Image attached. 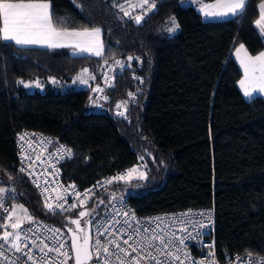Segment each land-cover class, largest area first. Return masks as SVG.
<instances>
[{
	"label": "trees",
	"instance_id": "16d2710c",
	"mask_svg": "<svg viewBox=\"0 0 264 264\" xmlns=\"http://www.w3.org/2000/svg\"><path fill=\"white\" fill-rule=\"evenodd\" d=\"M188 1L161 0L138 25L113 0H50L53 15L66 21L58 27L101 29L103 59L139 60L141 86L126 70L106 92L103 113L84 110L88 91L72 86L83 69L93 75L101 59L0 43V185L11 191L12 204L62 232L80 212L95 209L87 216L95 218L116 197L146 216L214 207L218 253L264 258V100L244 99L231 57L241 44L252 56L264 52L256 27L264 0H248L242 14L221 21H203L198 13L215 0L184 6ZM173 16L175 34L167 31ZM18 80L42 87L28 90ZM133 91L126 117L114 116ZM22 130L60 137L71 148L61 166L66 183L84 189L136 166L146 178L118 180L70 214H51L20 179L13 138Z\"/></svg>",
	"mask_w": 264,
	"mask_h": 264
},
{
	"label": "built area",
	"instance_id": "2783aa9c",
	"mask_svg": "<svg viewBox=\"0 0 264 264\" xmlns=\"http://www.w3.org/2000/svg\"><path fill=\"white\" fill-rule=\"evenodd\" d=\"M161 0H155V8L151 11H147V5L144 9L132 8L130 14L135 17L138 15L145 16L148 12H154ZM128 22L135 23L134 19H130L128 16H124ZM143 19L138 24H142ZM125 58H118L115 61H107L101 59L95 73V79H91L89 86L86 88L88 91L87 99L84 103L83 109L87 112L103 113L108 111L106 104L109 102V97L106 92L115 87L116 78L123 74L126 70H131V80L138 87L141 86V79L138 74L139 60L132 57L131 60ZM120 61L124 65L121 68L116 63ZM111 85V87H109ZM99 86L103 91H93V89ZM133 96L130 99H123L126 104L121 108L115 107L113 110L114 116L118 118H125L128 106L134 104L136 92H131ZM107 97V99H105ZM118 102V103H120ZM117 103V104H118ZM117 106V105H116ZM118 112H124L123 116L118 115ZM27 134V135H24ZM21 135H24L23 140L20 139ZM15 160L18 166L20 179L27 180L33 190L35 191L42 207L49 213L65 216L71 212L83 207L94 196L100 194L108 186L118 181L113 179L119 174L125 173L128 169L115 172L112 175L103 177L96 181L94 184L87 188H80L74 183H66L62 179L61 166L69 161L72 156L71 148L61 141L60 137H52L43 134L38 131L22 130L15 134L13 138ZM71 150L70 154L67 150ZM29 157V159H24ZM39 157V159H37ZM137 168L139 166H136ZM24 171L21 172L20 169ZM143 172L142 168H138ZM112 180L111 183H108ZM37 184L39 187H37ZM74 185L72 188L70 186ZM46 189V191H45ZM91 190V191H87ZM43 193V194H42ZM76 193H80L77 197ZM10 194H6L0 198V226L7 225V227H0V236H3L4 232H19L20 234V246L23 248L24 253L16 252L11 248L13 237L9 238V243L4 245V248L0 249V264H59L65 257L62 254H58L55 251L49 252L47 248L42 252L40 249L46 244L48 248L59 247L60 243L64 244V248L60 249V253L68 252L70 256H73L70 237L67 232H53L50 229H57L55 226L46 222L43 219H35V222H26L20 225L19 229H13L11 224L13 223V204L10 202ZM122 198V199H121ZM80 201H84L81 205ZM63 204V209L56 208V204ZM46 204H51L56 208L55 212H50L46 207ZM73 204L75 208L71 207ZM4 209H8L7 212ZM130 212L134 213V218L130 216H124L122 213ZM200 213L205 215L201 216ZM127 220L128 224L124 221ZM90 224V244L94 245L95 240L99 238L102 242L106 240H116L121 248L128 249L131 254L127 259L131 260L136 253L131 252L130 245H134V242H138L143 236L151 235V230L155 229L156 232L163 230L166 233V239L173 240V244L170 250L177 255H180L184 264H192L193 261H203V264H211L212 257L209 256L210 251H214L215 264H258L261 256L244 254V255H220L216 248L215 236H216V212L214 207L206 208H190L186 210H179L174 212L161 213L157 215H140L137 213L134 207H132L125 198L116 197L107 206L105 211L95 218L91 219ZM119 222V223H117ZM130 225V227H129ZM203 225V227H201ZM102 226V227H101ZM103 231L104 228H108L103 236H98L97 228ZM140 229L142 235H136L134 230ZM147 228L150 231L145 233L143 230ZM132 234L133 239L129 240V243L125 245L124 239H128L125 233ZM186 230V231H185ZM201 234L195 240L186 241L187 247L179 243L181 237L187 236L191 233L196 236V233ZM172 233H175L173 237ZM0 243H4L0 240ZM158 243V242H157ZM25 244L27 247H24ZM109 250L116 252L121 258H124V253H120L118 249H115L112 245H108ZM139 247V246H138ZM179 248L180 252L177 253L176 249ZM93 251V260L89 261V264H95V251ZM47 252V256L44 253ZM184 252L190 254V259H186L183 255ZM144 253L141 252V255ZM156 255V253H153ZM28 255H31L33 259L29 260ZM160 260L164 259V256L158 255ZM112 264H119L116 256L110 257ZM73 259H69L67 264H72ZM141 264H154L153 261L142 260ZM172 264V262H170ZM174 264H180V261H175Z\"/></svg>",
	"mask_w": 264,
	"mask_h": 264
},
{
	"label": "snow or ice",
	"instance_id": "6c2138e0",
	"mask_svg": "<svg viewBox=\"0 0 264 264\" xmlns=\"http://www.w3.org/2000/svg\"><path fill=\"white\" fill-rule=\"evenodd\" d=\"M247 2L248 0H219V3L216 5L218 9L217 11L208 12L204 11L203 8L201 11H204L205 17L220 18L227 17L229 15L237 16L243 13ZM125 3H128L131 8L139 7L141 9H144L147 5V11H151L156 6L155 0H139L136 4H132L130 0H125ZM114 6L119 7L124 13V16L134 19L137 24H139L143 19V16L141 15L135 17L131 16L130 12L124 9V4L116 3V0H114ZM259 10L260 19L256 21V25L260 29L261 35L264 36V2L259 5ZM169 22L171 27H168L167 31L169 33H174L179 28V24L174 16L169 18ZM62 23H66V21H63L61 18L53 15L50 0H0V43H10L21 48L41 46L56 49L74 46L81 53H90L96 56H101L103 54V44L100 40L101 29L99 27L69 31L67 28L57 26ZM241 50L245 51V55L241 59V66L244 68L245 79H242L239 83L244 91L245 97H252L257 91L264 92V52H260L257 56L253 57L247 54V51L244 49V45L241 44L237 49L238 57ZM128 59L131 60L132 57H129ZM116 63L120 65L121 68L124 67L120 61H116ZM257 72H259V76L256 75ZM87 73L88 69H83L82 75ZM90 78L95 79V76H91ZM77 79L84 84L88 82L86 79H83L82 76H78ZM52 82L56 83L55 80ZM17 83L19 85H23L25 88L42 87L41 82L38 80L27 83L24 80H18ZM109 87H111V85H109ZM93 91H103V89L97 86V88L93 89ZM129 96H133V94L129 93ZM105 99H107V97H105ZM125 104L126 102L122 101L118 103L116 107L119 109ZM117 114L123 116L124 112H118ZM24 135H21V140H23ZM67 151L70 154L71 150L69 149ZM24 159H29V157H24ZM37 159H39V157H37ZM141 159H143V157H141ZM20 171L23 172L24 169L21 168ZM136 173H139V175L134 176ZM136 178H146V174L139 171L137 167H132L125 173L119 174L113 179L122 180L127 183L128 181ZM111 182L112 180L108 181V183ZM37 187H39L38 184ZM70 187L74 188L75 186L72 185ZM5 191L6 190L4 188H0V194ZM76 196L79 197L80 193H76ZM83 203L84 201H80L81 205ZM101 203H103V201H101ZM20 207L25 215L23 218H18L16 222L11 224L13 229L20 228L22 219L35 222L33 218L28 215L27 209H23L22 205ZM46 207L50 212H55L56 208L63 209L64 206L61 203H57L56 208H54L51 204H46ZM71 207L75 208L76 205L73 204ZM4 211L7 212L8 209H4ZM95 211V209L91 210V212ZM91 212H80L79 216H88L91 215ZM122 215L126 217L131 215L134 218V213L124 212ZM200 215L203 216L205 214L200 213ZM71 223L77 226L78 232L84 233L83 237L75 233L72 235L71 249L74 253V257L70 256L68 252L60 253V249L64 248L63 243H60L59 247L53 248H48V245L45 244L40 249L43 252L44 249L47 248L49 252L55 251L58 254H62L65 259L60 261L59 264H67L69 259H74L75 264H89V261L93 260L92 249L95 251V264H112L110 259L112 256H116L119 264H141L142 260L153 261L154 264H170V262L174 264L175 261H180V264H184L180 255L174 254L170 250L174 241L166 239V233L163 230L156 232L155 229H152L151 235L143 236L140 241L134 242V245H130L129 247L131 248V252L136 253V255L129 260L127 257L131 254L128 252V249L121 248L120 244L116 240H106L102 242L99 238H97L95 240V244L92 245L90 244L89 235L85 233V229L81 227L80 219H74ZM86 223L91 224L92 221L89 220ZM124 223L128 224V221L125 220ZM0 227H7V225H2ZM201 227H203V225H201ZM50 231L55 233L59 232V229H50ZM69 231L72 232L73 230L69 228ZM108 231V228H104L103 231L100 230V227L97 228L98 236H103ZM143 231L148 233L150 230L145 228ZM134 232L136 235H142L140 229L138 228L135 229ZM124 234L128 236V239L123 240V243L127 245L129 240L133 239V236L132 234L127 233L126 230ZM200 234V232H197L196 236H193L189 233L187 236L181 237L179 239V243L187 247L186 241L195 240ZM172 235L175 237V233H172ZM10 237H13L11 248L15 249L16 252L27 255V253H24L23 248L20 246L19 232L13 233L5 231L3 236H0V240L4 242L0 243V249L4 248L5 244L9 243ZM81 239H83V243L80 242ZM108 245H112L115 249H118L120 253H124V258H121L116 252L110 251ZM24 247H27V245L25 244ZM176 251L179 253L180 249L177 248ZM141 252L144 254L141 255ZM153 253H156V255ZM44 255L47 256V252H45ZM158 255L164 256V259H158ZM183 255L186 259H190L189 253L184 252ZM214 255V251H210L209 256L212 257L211 264H215ZM28 259L31 260L33 257L28 255ZM192 264H203V261H193ZM258 264H264V259H261Z\"/></svg>",
	"mask_w": 264,
	"mask_h": 264
},
{
	"label": "crops",
	"instance_id": "0c3cea01",
	"mask_svg": "<svg viewBox=\"0 0 264 264\" xmlns=\"http://www.w3.org/2000/svg\"><path fill=\"white\" fill-rule=\"evenodd\" d=\"M113 3H114V0H113ZM116 3H121V4H124V3H122V1H120V0H116ZM219 3V0H215V1H213V2H211V3H208V4H204V5H202V6H200L199 8H198V13L200 14V16H201V18H202V20L203 21H221V20H228V19H230V18H233V17H235V16H231V15H229V16H227V17H220V18H215V17H205V15H204V11H208V12H212V11H217L218 9H217V7H216V5ZM206 6H208V7H206ZM118 8V7H117ZM204 9V11H201V9ZM124 9L126 10V11H128V9H129V6L127 7H125V4H124ZM120 10V9H119ZM121 11V10H120ZM259 17H260V13H259ZM69 31H72V30H83V29H85V28H67ZM88 29V28H87ZM100 40L102 41V44H103V54L101 55V56H96V55H94V54H90V53H81V52H79L74 46H72V47H65V48H56V49H66L68 52H69V55L71 56V57H80V56H88V57H93V58H98V59H102L103 57H104V55H105V45H104V42H103V36H102V31H101V36H100ZM17 47H19V46H17ZM21 48V47H20ZM23 48H37V49H48V50H54V49H52V48H47V47H41V46H30V47H23ZM239 48V47H238ZM235 52V51H234ZM233 52V53H234ZM233 53H232V55H231V57L233 58ZM233 60L236 62V60L233 58ZM237 63V62H236ZM237 65H238V63H237ZM238 67H240L239 65H238ZM240 69V68H239ZM82 73H83V71L82 72H80L74 79H73V83L74 82H76L78 79H77V77L78 76H82V78L83 79H86L88 82H87V84H89V82H90V80H91V78H88V77H91L92 75H90L89 73H87V74H83L82 75ZM243 76V75H242ZM242 78V77H241ZM80 81V80H79ZM72 83V84H73ZM83 88H85V87H83ZM239 89V88H238ZM239 91H240V93L242 94V96L244 97V99H246V100H250V99H252V98H254V97H261L263 100H264V92L263 93H257V92H255L254 94H253V96L252 97H245V95H244V93L239 89Z\"/></svg>",
	"mask_w": 264,
	"mask_h": 264
},
{
	"label": "rangeland",
	"instance_id": "374dc122",
	"mask_svg": "<svg viewBox=\"0 0 264 264\" xmlns=\"http://www.w3.org/2000/svg\"><path fill=\"white\" fill-rule=\"evenodd\" d=\"M120 1H122V3H124L125 4V7L127 6H129V4L128 3H125V0H120ZM130 2L132 3V4H136V3H138L139 2V0H130ZM196 2V0H189L186 4H184V6H187V5H192V3H195ZM114 4V3H113ZM138 9H141V8H139V7H137ZM118 9H120L119 7H118ZM131 10H132V8L131 7H129V9H128V11L129 12H131ZM123 13V12H122ZM259 13H260V10H259ZM123 15H124V13H123ZM260 19V17L258 18V20ZM256 27H257V25H256ZM257 30H258V32H259V35H260V37L262 38V39H264V36H262L261 35V33H260V29L257 27ZM177 31V30H176ZM176 31L174 32V33H171V34H175L176 33ZM238 49V48H237ZM237 49L235 50V52L233 53V58L236 60V62L238 63V65L240 66L239 68H240V71H241V74L243 75L242 76V78L240 79V81L242 80V79H245V74H244V68L241 66V59L244 57V55H245V51L244 50H241L240 51V53H239V57H238V54H237ZM245 49V48H244ZM246 50V49H245ZM247 54L248 55H250L248 52H247ZM252 56V55H251ZM257 56V55H256ZM253 57H255V56H253ZM256 75L257 76H259V72H257L256 73ZM88 78H90V77H88ZM37 81V80H36ZM239 81V82H240ZM237 83V87L244 93V91H243V89L241 88V86H240V83ZM23 86V85H22ZM72 86H74V87H76V88H83V87H85V88H87L88 86H89V84H84V83H81L79 80H77L76 82H74L73 83V85ZM24 87V86H23ZM28 90H34V89H36V87H32V88H27ZM257 93H263V92H258L257 91ZM138 168H142V167H138ZM139 175V173H136V174H134V176H138ZM137 179V178H136ZM133 180V179H132ZM0 188H4L6 191L4 192V193H2V194H0V198H2V197H4L6 194H8L9 193V191L7 190V188L6 187H4V186H1L0 185ZM24 209V208H23ZM24 212H23V210L21 209V207H20V205H18V204H16L15 202H13V223L14 222H16L17 221V219L18 218H23L24 217ZM29 220H27V219H22V222H21V224L20 225H22V224H24V223H26V222H28Z\"/></svg>",
	"mask_w": 264,
	"mask_h": 264
},
{
	"label": "water",
	"instance_id": "95a60500",
	"mask_svg": "<svg viewBox=\"0 0 264 264\" xmlns=\"http://www.w3.org/2000/svg\"><path fill=\"white\" fill-rule=\"evenodd\" d=\"M84 212V211H83ZM78 219H87L86 221H85V223H84V225L83 226H81L82 228H84L85 229V233H87L88 235H89V237H90V224L89 223H86L87 221H89V220H91V219H89L87 216H84V217H79ZM72 224V223H71ZM73 225V231L72 232H70L69 230L67 231V233H68V235H69V237H70V243L72 244V235H73V233H75V234H80L81 235V237H83V235H84V233H80V232H78L77 231V226L75 225V224H72ZM81 243H83V239L80 241ZM72 254H73V257H74V253L72 252ZM72 264H75V261H74V259H73V263Z\"/></svg>",
	"mask_w": 264,
	"mask_h": 264
},
{
	"label": "flooded vegetation",
	"instance_id": "af4514ba",
	"mask_svg": "<svg viewBox=\"0 0 264 264\" xmlns=\"http://www.w3.org/2000/svg\"><path fill=\"white\" fill-rule=\"evenodd\" d=\"M87 220V219H86ZM85 219H81L80 221H81V226H83L84 224L83 223H85V221H86ZM72 230H73V225L71 224V227H70ZM78 235H80V234H78ZM81 236V235H80ZM82 240V239H81Z\"/></svg>",
	"mask_w": 264,
	"mask_h": 264
}]
</instances>
